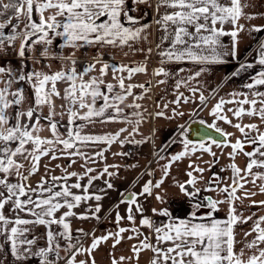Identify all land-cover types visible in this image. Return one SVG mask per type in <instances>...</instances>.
<instances>
[{"label":"snow or ice","instance_id":"6c2138e0","mask_svg":"<svg viewBox=\"0 0 264 264\" xmlns=\"http://www.w3.org/2000/svg\"><path fill=\"white\" fill-rule=\"evenodd\" d=\"M132 2L150 4V0H132ZM251 6L253 5L250 0H156L158 15L160 8L172 9L170 12L166 11L163 15H159L156 20L158 25L164 27L166 35L163 39L171 40V47L159 54L167 57L168 60L188 59L199 63H223L224 56L235 57L240 34L246 28L240 20L264 19V13L245 11ZM9 11L12 15L0 22V49L3 48L5 42L11 47L20 38L18 55L21 58L35 45H44L40 55L48 57V46L53 44V39L56 37L63 39L62 48L71 47L76 50L84 46L99 48L127 46L131 48L130 42L141 38L146 39L143 34L150 27L149 24H140L139 18L129 14L127 0H8L7 3L0 0V17L7 15ZM45 12L50 14L45 16ZM35 16L39 17L38 21L34 18ZM22 17L24 18V29L21 34L17 29ZM13 20L16 22L13 23ZM226 24L232 25L231 31L224 30ZM8 28H11V32L6 33L5 30ZM248 31L249 33L264 32V25H252ZM221 36L232 38L230 53L218 51L223 47L220 41ZM148 51L150 53L151 49ZM205 51L210 52V55H204ZM63 59L70 62V67L56 72H41L35 69L29 72L22 67L19 75H16L11 68L6 69L0 66V187L5 189V191H0V236L6 237L12 256L18 261L27 259L29 256H36L40 258V264H55L49 259V255L55 253L57 260L61 258L59 256L60 244L57 241L59 237L68 242L64 249L69 252L67 264H77V255L87 253L91 256L99 244L109 238L114 240L113 247H115L121 243L122 234L131 231L135 237L129 236V239L143 236L138 244L132 246L134 256L138 259L142 251L149 250L153 253L150 264H264V216L253 220V216L238 213L236 207V201L243 203L245 199L256 195L255 192L245 190L244 195L240 196L237 195L239 190L245 189V185L249 182L255 184L257 179L264 180V172L253 173L254 168H264V159H256L257 156L264 157V131H260V125L255 123L233 124L232 120L223 114L225 104L235 103L238 105L237 108L227 109L234 117L238 120L244 116L257 117L261 125H264V91L260 90L264 88V67L251 76L250 82L243 85L248 92H233L230 94L232 99L227 101L221 98L210 112L216 120L235 127L244 139L238 137L232 143L228 137L233 134L223 132L215 121L209 124L208 128L215 129L224 139L216 140L207 136V143L204 139L193 143L186 138L184 131H181L183 150L168 158V162L161 167L160 179L155 182L148 180L139 193H121L123 197L121 203L128 204L127 220L131 221L133 226L131 228L121 227L114 233L93 237L90 247L84 248L82 244H79L78 235L77 242L75 244L72 242L73 234L68 218L76 216L73 212L74 208L82 203L95 200L97 202L95 207H90L88 210L90 215L82 214L76 218L99 220L98 214L102 208L99 202L103 199V195L90 192V187L93 181L101 179L105 174L109 177L114 176L115 173L109 172L108 169L117 166L106 165L98 175H89L97 170L87 167L88 161L93 160L94 162V157L103 159L107 149L95 152L93 157L87 155L81 148L96 144H105L110 147L113 143H119L121 146L125 143H144L148 138L140 141L130 139L134 133H138L143 114L140 111H133L131 116L135 119H130L125 114V107L141 109L142 106L136 101L143 99L144 93H147L149 88L145 84H125V79L130 80L134 74L146 72V67L143 65L130 67L105 62L99 67V75L90 76L89 73L96 71V65L100 62L99 56L94 62L87 64L82 71L77 69V61L72 56L63 57ZM255 64L264 66V42H261L259 46ZM254 66L253 63L240 64L232 76H239L241 71L252 69ZM109 70L112 72L113 79L117 81L116 84L105 81L104 77ZM203 71H205L204 68L188 79L199 77ZM125 72L128 73L127 77L123 75ZM154 74L168 75L162 67L154 70ZM5 76L8 77L6 80L3 79ZM85 77L88 78L85 79ZM21 81L32 86V99L25 95L23 88L17 87L16 90H12V85ZM58 82H66L68 85L62 96L57 88ZM157 83L162 84L164 81L159 80ZM181 83L186 85L187 81H178L176 87L179 88ZM134 88H140L143 92L135 94ZM191 91L195 93L198 89L193 88ZM54 97L65 102L61 105L60 113L55 110ZM129 97L132 98L131 103L126 104L125 101ZM100 99L103 103L98 106L97 101ZM181 99L187 102L189 98L180 93L173 103H179ZM199 99L202 105L205 104L206 98L202 93ZM26 102L29 106L23 109L22 106ZM44 107L48 109L47 115L42 112ZM167 107L168 105L165 104L164 108ZM9 109H15L14 114H9ZM83 109L86 111H81ZM173 112L176 116L184 115L182 112H176L175 109ZM65 114L68 130L66 135H61L60 122L56 120V116ZM155 116L164 117L165 113L157 111ZM166 118L172 119L173 117ZM12 120H15V123H12ZM42 120L47 122V129L51 133L50 138L39 134L44 128L41 124ZM77 121L81 123L77 124ZM117 122L132 125V131L123 139L120 138L121 134L126 132L127 128H120L115 133L104 135L84 132L89 124ZM200 123L204 124V121L201 120ZM246 144L251 145L253 150L246 151ZM29 145L31 148L28 147ZM213 145L217 148L230 146L232 152L228 155L233 160L240 153L249 157L246 168L241 169L235 163L230 164L228 167L233 172L230 185L220 187V178L213 173L210 183H216L217 187L209 186L201 189L196 185L198 180L203 179L202 174L205 169L195 163H190L189 168L192 171L186 173L188 179L182 183L176 182V187L189 200L191 211L185 217L179 218L173 217L167 208H153L154 215L167 218V222L161 221L159 224L150 217L144 216V208L139 204L138 197L151 196L154 189H160L164 185L173 163L194 155L198 151L213 157L211 161L205 162L209 164L210 170L218 160L216 153L212 150ZM57 150L61 156L82 158L85 161L82 165L85 169L84 173L67 172L64 169L65 175L52 176L50 181L41 177L36 188H32L26 182L39 170L41 158L51 154V159H58ZM114 155L128 154L121 152L114 153ZM197 158L200 159V157ZM160 159H165V157H160ZM24 162L28 164L27 174L21 171L25 169ZM72 163H75V160ZM224 170L221 169V171ZM195 172L201 173V176H195ZM147 174L153 175L151 171ZM13 175L17 177V183L9 181ZM249 176L252 177L251 181L248 180ZM70 177H77V181L69 184ZM84 177H87L86 185L80 183ZM61 181L63 183H60ZM104 183L107 189L113 188L110 180H105ZM73 189H79L80 194L74 193ZM202 191H218L225 193L226 197L224 200H214L211 196H201ZM259 191L264 193V184L259 186ZM99 192L106 194L105 189H100ZM155 198L161 203L165 199L160 192H156ZM222 203L228 204L227 219H217L215 216ZM8 204L12 205L14 212H24L33 219H23L19 215H16L14 219L5 216L4 208ZM252 204L264 207V200L252 201ZM133 206H135L134 209ZM62 208H66L67 211L57 218L56 213ZM205 208L208 211L200 215V211ZM135 213L141 214L140 227H146L155 234V244L151 243L150 238L135 226ZM121 219L122 217L117 212V222L119 223ZM249 221H252L251 229L243 233V240H237L236 227ZM29 225L46 227L47 247L40 248L38 251L32 250L36 240L25 238V234L30 231L27 227ZM53 225H58L61 230L53 232ZM76 231L78 234L83 233L82 229ZM238 245L242 247L237 251ZM3 250L4 245H0V252ZM126 259L130 257L113 258L112 264H123ZM78 264H86V262L81 260ZM91 264H95L94 258Z\"/></svg>","mask_w":264,"mask_h":264},{"label":"crops","instance_id":"0c3cea01","mask_svg":"<svg viewBox=\"0 0 264 264\" xmlns=\"http://www.w3.org/2000/svg\"><path fill=\"white\" fill-rule=\"evenodd\" d=\"M3 3H7V0H2ZM250 3L253 5L245 9L248 13H264V0H250ZM127 5L130 9L129 14L139 18L140 24H149L150 27L143 34L146 36V39L141 38L137 41L130 42L131 48L116 47L112 48L110 46H105L104 48L84 46L79 50L73 49L71 47H61L64 43L62 38L56 37L53 39V44L49 47V56L43 57L40 53L44 49V45H35L31 51H26L23 58L19 57L18 53L14 55L4 56L6 62L0 61V64L3 63L4 68L10 67L16 75H19V68H22L25 71H32L33 69L41 72H56L63 68L70 67V62L63 59V57L72 56L76 61V67L79 71H82L83 68L94 62L96 57H100V62L96 65V71L89 73L90 76L99 75V67L101 64L107 62L110 64L116 65H128L130 67H136L138 65H143L146 67V72H139L132 76V78L125 79V84H145L149 91L144 93L143 99L137 100L142 107L139 110L126 108L125 114L129 116L130 119H135L131 116L133 111H140L143 114V120L141 121L138 127V133H134L130 139L136 141L145 140L142 144H133L125 143L121 146L119 143H113L110 147L105 144H96L89 145L87 147H82L81 150L84 151L87 155L93 156L94 153L100 151L101 149H107L104 152V158H96L89 160L87 167L96 169L93 173L89 175H98L106 165H116L117 167H109L108 171L115 173L114 176L109 177L106 174L98 180L93 181V184L90 187V192H95L97 194L103 195V199L99 202L102 205L101 211L98 214L99 220L96 219H78L76 216L79 215H90L88 211L90 207H95L96 201L91 200L86 203H82L79 207L74 208L73 212L76 213V216L69 217L68 222L73 234L72 242L75 244L77 235L79 236V244H82L84 248L90 247L93 237H101L108 235V233L116 232L119 228H131L133 223L127 220V209L128 204L121 203L122 195L121 193L125 190L130 192L139 193L142 190L144 183L148 180L155 182L161 177V167L168 162V158L183 150V144L181 140L180 133L184 131L185 136L187 134L186 125L191 120L201 121L203 120L206 124H212L214 121L219 126L223 132L232 133L231 137L228 139L234 143L235 140L239 137L242 140L244 139L241 136V133L233 126L221 121L216 120L213 115H210L212 107L223 98L225 101L231 100L232 96L230 95L233 92H248V89L244 88L245 83L250 82L251 76L255 73L261 71L260 66L255 64V61L258 57L259 46L261 42H264V32H252L249 33L248 29L252 25H264V19L257 18L255 20L247 21L244 19L240 20V23L245 24L246 28L240 34L239 43L237 45L236 56L226 55L223 57V63H199L194 62L188 59L183 61L168 60L167 57H162L159 53L168 50L171 47L170 39H163L166 35L164 27L158 25L156 20L159 18V15H163L164 12L172 11V9L160 8L159 15L156 11V0H150V4H136L132 0H127ZM131 9H135L134 11ZM49 12H45V16L49 15ZM12 15V13H11ZM10 16V15H9ZM4 18H8L5 16ZM37 21L38 16L34 17ZM139 26V25H137ZM19 27L24 29V18H21ZM219 27V25H217ZM194 31V29H190ZM224 30L229 32L232 30V25L226 24ZM6 31V30H5ZM22 33V32H21ZM170 35V31L168 33ZM222 48H219L218 51L230 53L232 49V38L230 36H221L220 37ZM159 45V47H157ZM15 51L19 52L20 43L14 44ZM149 49L151 52L149 53ZM204 55H210V52L205 51ZM39 61V63H37ZM6 63V64H5ZM7 63L9 66H7ZM244 63H253L255 66L252 69L246 71H241L239 76H232V73L235 72L240 64ZM2 66V65H1ZM164 68L165 72L168 73L167 76L161 74L159 76L154 74V70L158 68ZM202 68L205 71L201 72L199 77L189 80L188 77L193 76ZM44 69V70H43ZM183 70V71H181ZM127 77L128 73H123ZM5 76L3 79H7ZM88 77H85L87 79ZM106 82L116 84L117 81L113 79L111 70L108 71L107 75L104 77ZM163 80L164 83L160 84L157 81ZM178 81H187V84L181 83L179 88L176 87ZM66 82H58L57 88L63 95L64 89L67 87ZM17 87L23 88L25 95L29 98H33V89L32 86L25 82L21 81L18 84L14 83L12 85V90H16ZM196 88L198 91L195 93L191 89ZM260 90L264 91V88ZM133 92L135 94H141L143 92L140 88H134ZM183 93V96L188 97V101L185 102L183 99L179 103H173L176 101L177 96ZM201 93L205 96V104H201L200 95ZM242 99L243 97H238ZM55 101V110L57 113L61 112V105L65 102L60 98H53ZM132 98L129 97L125 103H131ZM103 103V100L100 99L97 101V105ZM167 104L168 107L164 108V105ZM29 104L26 102L22 108L27 109ZM123 107V105H122ZM238 105L235 103L225 104L223 114L227 115L229 119L232 120V123H241L249 124L255 123L260 125V131H264V125H261L259 118L257 117H248L244 116L242 119H237L228 112V108H237ZM245 107H248L245 105ZM173 109L176 112L184 113L183 116L174 115ZM9 114H14L15 109H9ZM81 111H86L83 109ZM157 111H163L165 113L164 117H157L155 113ZM44 115H47L48 109L44 107L42 109ZM166 117H173L172 119H167ZM26 120V118H25ZM56 120L60 122L59 132L61 135H66L68 130L67 115H57ZM15 123V120L11 121ZM77 124L81 121H77ZM41 124L44 125L43 130L39 133L42 137H51V133L47 129V122L41 121ZM120 128H127V131L121 134V139L128 136L129 132L132 131V125L125 124L122 122L117 123H95L89 124L84 129L85 133L93 135H104L106 133H115ZM155 130V131H154ZM187 138V137H186ZM190 140V139H188ZM173 141H175L173 143ZM193 143H198L200 140H190ZM206 143L208 142L205 141ZM31 148V145L28 146ZM131 148L130 152L126 151V148ZM212 150L216 153L218 160L214 166H211L209 170V164L205 163L206 161H211V157L207 153L196 152L194 155L184 158L183 160L173 163L170 168V175L166 178L164 185L160 189H154L151 196L145 195L138 197V202L144 208V216L150 217L154 222L159 224L161 221L167 222L166 217L159 215H154L152 212L153 208L161 209L167 208L173 215V217L183 218L187 215L190 210V202L183 203L186 197L180 193L179 188L176 187V182H184L188 179L186 173L192 171L189 168L190 163H195L200 167L204 168L205 171L202 174L203 179L198 180L197 187L204 189L205 187L216 188V183H210L213 178V173H216L220 178L219 186L223 187L225 185H230L232 183L233 172L228 165L235 163L239 168H246L247 163L249 162V157L245 156L243 153L236 155L235 159L229 157V153L232 152L231 147L217 148L213 145ZM246 151H252V146L246 144ZM127 153L128 155H114V153ZM56 155L58 159H51V154L49 156L42 157L39 164V170L32 175L26 182L32 188H36L37 183L40 181L41 177H44L46 180L50 181L52 176H62L67 172H77L83 174L85 169L82 165L85 161L80 157H66L61 156L59 150H57ZM160 157H165V159H160ZM197 157H200L198 159ZM256 159H264V157L257 156ZM75 160V163L72 161ZM25 163V169L21 171L26 173L28 167L27 162ZM60 165V167H57ZM70 165V166H69ZM135 165V167H132ZM47 166V167H46ZM225 169L221 171V169ZM151 171L153 175L149 176L147 173ZM264 172V168H254L253 173ZM195 176L200 177L201 173L195 172ZM252 177L249 176L248 180L251 181ZM105 180H110L113 184V188L107 189L104 183ZM11 183H17V177L15 175L9 178ZM77 177H70L68 180L69 184L75 183ZM60 183H63L61 181ZM82 185L87 184V177H84L80 180ZM264 184V180H256L255 184L247 183L245 189L239 190L237 195L243 196L244 191L255 192L256 195L252 196L250 199H245L243 203L236 201V207L238 213L243 214L244 216H253V220L259 216H264V207H259L258 205H253L252 201H261L264 200V193H260L259 186ZM100 189H105V193H100ZM0 191H5L0 187ZM74 193L80 194L79 189H73ZM156 192H160L164 195V202L161 203L156 200ZM206 196H211L214 200H224L226 197L225 193H220L218 191H202ZM135 206H133L134 209ZM219 211L215 213L217 219H227L228 214V204L222 203L219 205ZM64 211H67L66 208H62L56 213L57 218L63 214ZM208 211V210H207ZM117 212L120 214L122 219L119 223L116 220ZM205 213V212H204ZM203 213V214H204ZM5 216L9 218H15L16 215H19L23 219H33V217L25 214L24 212H14L12 210V205L8 204L4 208ZM200 214V215H203ZM255 214V215H253ZM140 213H135V226L140 228V231L150 238V242L155 244V234L152 233L146 227H140ZM30 228V231L25 234L26 239H35L36 243L32 246L33 251H38L40 248L47 247V229L45 226H27ZM252 227V221L248 223L238 225L235 229L237 240H243V233L250 230ZM77 229H82L83 233H77ZM61 229L58 225L52 226L53 232H59ZM123 239L121 243L113 247L114 240L109 238L107 241H102L98 248L94 250L89 256L87 253H81L77 255L76 260L77 264L79 261L83 260L86 264H91L92 259H95V264H112V259H118L121 256L130 257L123 261V264H150L153 257V253L149 250L142 251L139 254L137 259L132 252V246L139 243V239H142L143 236L139 238L129 239V236L135 237V234L131 231H126L123 234ZM251 239V237H249ZM57 241L60 244L59 260L56 259L55 253L49 255V259L54 261L55 264H67V258L69 252L64 251L67 247V241L57 237ZM0 245H4V250L0 252V264H40V258L36 256H29L24 260H16L12 256L10 245L6 242V237L0 236ZM167 246V245H164ZM242 245L237 246V251Z\"/></svg>","mask_w":264,"mask_h":264},{"label":"water","instance_id":"95a60500","mask_svg":"<svg viewBox=\"0 0 264 264\" xmlns=\"http://www.w3.org/2000/svg\"><path fill=\"white\" fill-rule=\"evenodd\" d=\"M187 128V139L190 140H201L204 139L207 141V136H211L216 140L224 139V137L221 136L220 133H217L215 129L208 128V124L204 123L201 124L200 121L197 120H191L186 125ZM207 134V135H205ZM130 193V192H125ZM208 209H202L201 211H207Z\"/></svg>","mask_w":264,"mask_h":264},{"label":"rangeland","instance_id":"374dc122","mask_svg":"<svg viewBox=\"0 0 264 264\" xmlns=\"http://www.w3.org/2000/svg\"><path fill=\"white\" fill-rule=\"evenodd\" d=\"M9 15L11 16V13L8 14L7 17H9ZM5 16H6V15H5ZM5 16L0 17V22H2L3 20H6V19H7V18H4ZM15 22H16V21L13 20V23H15ZM22 30H23V28H21V27H19V28L17 29V31H18L19 33H21ZM8 32H11V28L6 29V33H8ZM21 34H22V33H21ZM16 43H21L20 38H18V39L14 42V44H16ZM15 53H18V51H15L14 45L11 46V47H9V46H8V43L5 42L4 45H3V48L0 49V61H4V60H6V58H5L4 56L14 55ZM4 62H6V61H4ZM5 64H6V63H5ZM1 65L3 66L4 64L1 63L0 66H1ZM7 66H9L8 63H7ZM8 68H10V67H8ZM21 69H22V68H19V73H20ZM43 70H44V69H43ZM125 192H130V191H129V190H125ZM125 192H123V193H125ZM130 193H131V192H130ZM200 195H201V196H206V195H204L203 193H201ZM122 198H123V197H122ZM182 202H183V203H185V202H189V200H188L187 198H185L184 200H182ZM193 203H194V201H193ZM190 210H191V208H190ZM204 212H206V211H200V214H203ZM60 251H61V250H60Z\"/></svg>","mask_w":264,"mask_h":264},{"label":"built area","instance_id":"2783aa9c","mask_svg":"<svg viewBox=\"0 0 264 264\" xmlns=\"http://www.w3.org/2000/svg\"><path fill=\"white\" fill-rule=\"evenodd\" d=\"M130 150H131V148H129V147L126 148V151L127 152H130Z\"/></svg>","mask_w":264,"mask_h":264},{"label":"trees","instance_id":"16d2710c","mask_svg":"<svg viewBox=\"0 0 264 264\" xmlns=\"http://www.w3.org/2000/svg\"><path fill=\"white\" fill-rule=\"evenodd\" d=\"M7 2H8V0H7ZM10 13H12V12H11V11H9V12L7 13V15H8V14H10ZM7 15H6V16H7Z\"/></svg>","mask_w":264,"mask_h":264}]
</instances>
